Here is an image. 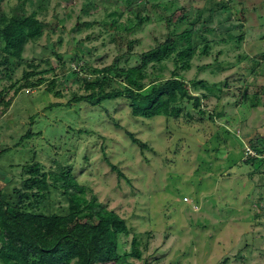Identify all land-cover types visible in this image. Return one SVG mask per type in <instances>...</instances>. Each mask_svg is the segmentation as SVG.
I'll return each mask as SVG.
<instances>
[{"label": "rangeland", "instance_id": "obj_1", "mask_svg": "<svg viewBox=\"0 0 264 264\" xmlns=\"http://www.w3.org/2000/svg\"><path fill=\"white\" fill-rule=\"evenodd\" d=\"M32 1L27 13L37 8L38 0ZM40 1L35 14L43 35L26 46L11 82L0 83V90L9 85L0 104V149L10 147L0 155V187L9 184L10 194L18 190L20 165H29L37 154L43 170L36 176L43 184L31 193L45 195L49 189V204L64 208L59 177L44 155H67L69 164L72 147L79 145L87 160L73 165L72 176L87 198L95 197L125 221L130 234L121 239V251L130 252L135 238L140 252V258H128L129 264H264V164L244 163L253 154L250 142L264 147V0H136L143 4L126 9L118 21L116 13L127 7L120 0ZM16 2L5 0V12ZM183 14L185 23L201 16L192 33L183 24L175 38L156 48L167 34L161 17ZM139 15L144 20L136 31L112 42L114 20L126 23ZM228 30L241 39L220 43L217 36ZM128 40L133 57H122L119 67L143 66L145 84L178 76L193 96H207L200 105L205 115L189 107L178 118L144 120L118 99L98 107L76 104L70 101L72 92L85 93L75 80L67 78L57 87L60 96L45 90L54 72L36 75L44 80L36 89L13 94L11 83L23 70L59 71L48 47L58 56L78 52L89 68H102L124 54ZM192 41L198 45L190 58L183 51ZM3 46L0 34V51ZM118 87L110 83L104 91ZM254 92L257 106L252 108L247 97ZM53 104L60 107L49 109ZM29 129L31 138L14 147ZM80 129L88 133L77 137ZM29 178L25 173L26 184ZM31 199L29 209L36 202ZM36 208L47 212L46 205Z\"/></svg>", "mask_w": 264, "mask_h": 264}, {"label": "trees", "instance_id": "obj_2", "mask_svg": "<svg viewBox=\"0 0 264 264\" xmlns=\"http://www.w3.org/2000/svg\"><path fill=\"white\" fill-rule=\"evenodd\" d=\"M4 1L0 0V34L4 40L3 50L0 51V83L3 80H8L10 83L12 74L24 62L23 53L26 46L35 44L43 35L40 22L35 14V10L40 7L41 1L38 0L37 8H34L30 13H27L26 6L28 4L33 5L32 0H17L9 12L4 10ZM120 1L127 7L116 13V21L122 13L128 11L126 9L133 7V5L139 6L142 3L138 4L140 0L137 2L136 0ZM225 9H227L226 5ZM200 17L199 14H196V18L187 23H185L186 14L176 18H172V16L161 17L167 28V34L166 39L155 47L160 48L168 44L178 35L176 30L183 24L188 28L186 31L192 33L193 22L200 20ZM143 20L140 15L135 18H128L126 23H116L114 20L111 28L114 30L112 42L115 43L116 38L121 39V34L129 36L134 33L136 27ZM103 21L109 25L112 24L108 18H104ZM204 23L206 20L202 24ZM204 31L210 32L207 28ZM231 35V30H228L217 37L220 43L226 44L229 40L234 39ZM241 36L234 40H240ZM199 37L202 43L205 45L208 43L204 35ZM197 45L195 41H192L190 48L183 53L191 58L193 51L197 49ZM131 47L132 40L126 41L127 50L124 54L120 52L110 65L102 68H89L84 56L78 52L73 54L65 52L58 56L52 46L48 47L58 63L59 71L55 72V68L41 72L23 70L21 79L11 83L14 89L13 94L17 95L26 89H36L44 83L41 77L34 79L36 75L41 76L47 72H54L51 80L46 83L45 90L57 97L60 96L57 87L63 86L64 80L67 78L71 81L75 80L82 85L81 88L85 93L78 95L77 92H72L70 101L76 104L84 102L91 107H98L105 102L118 99L127 103L133 117L144 120H153L158 117L178 118L183 116L189 107L205 115L200 105L201 98L206 99L207 96L201 98L193 96L189 92L188 83L178 76L172 74L167 79H152L148 84H145L143 82V66L119 67L122 57L132 56L129 52ZM98 56L96 55V57ZM141 56L139 55V58ZM262 59H264V55ZM73 64L74 67H72ZM186 65L182 66L185 67ZM30 67H33V64H30ZM250 73L252 72L250 71ZM115 82L118 83V88L111 89L109 92L104 91V86H109L110 83ZM8 87L9 85L3 86L0 90V104L7 94ZM70 101L66 106L70 105ZM247 101L250 107L255 108L257 106V92L248 96ZM55 107H60V105H50L49 109ZM208 117L212 121V117ZM33 120L34 116L29 117L31 123ZM84 132L88 133V131L80 129L76 136L78 137V133ZM31 136L29 129L14 147L27 138H31ZM248 145L253 154L247 156L244 163L252 164L254 160H259L261 164H264V145L261 150L260 146L253 142ZM9 149L10 147L0 149V155ZM72 149L74 155L71 154L73 160L69 164H66L69 162L68 159H65L67 155H61L59 159L44 155L54 166L53 174L59 177L58 182L63 188L60 196L67 203L64 208L53 209V205L49 204L52 195L49 189L45 195L31 193L34 186L43 184V181L36 176L39 170H43V165L39 162L37 154H34L30 159L29 165H20V188L18 190H14L10 194L11 191L8 192L9 184L3 186L6 188L0 187V264H129L128 258H140L135 238L131 240L130 252L121 251L123 248L121 239L130 234L125 221L114 211L107 210L96 201L95 197L87 198L83 186L72 176L73 165L79 160H87L85 155H80L79 145L73 146ZM78 154L81 159L77 158ZM40 156H42L41 152L39 153ZM62 158L68 161L64 162ZM111 168L118 171L115 166L111 165ZM25 173L30 175L29 184H26L24 180ZM118 174L121 175L120 172ZM55 189L57 190V188ZM31 197L36 202L29 209L27 203L32 200ZM39 205H46L47 212L42 213L41 210H38L36 206Z\"/></svg>", "mask_w": 264, "mask_h": 264}]
</instances>
